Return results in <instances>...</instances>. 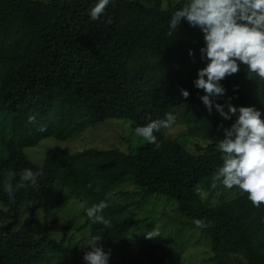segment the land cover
Masks as SVG:
<instances>
[{"label": "trees", "instance_id": "trees-1", "mask_svg": "<svg viewBox=\"0 0 264 264\" xmlns=\"http://www.w3.org/2000/svg\"><path fill=\"white\" fill-rule=\"evenodd\" d=\"M97 2L0 0V144L7 150L0 157V202L14 214L9 223L0 222V264H86L85 254L64 244L70 223L61 241L36 234L37 213L59 183L86 200L85 208L107 204L102 215L111 228L88 217L85 224L91 225V236L102 237L105 251L111 250L109 264H182V252L164 241L128 234L144 219L108 199L126 177H133L147 194L176 199L181 215L211 222L199 230L211 238L212 264H229L238 252L249 264H264V204L253 206L238 188L232 189L239 191L235 198L219 203L201 200L196 193L223 163L216 143L239 112L227 120L215 106L209 112L200 99L206 93L194 86L198 71L207 66L200 52L203 32L182 19L176 32L166 35L171 15L186 0L167 8L162 0L152 6L110 0L105 14L93 21L89 10ZM247 67L240 62L238 73L220 81L226 94L213 98L214 105L228 111L231 98L237 109L254 107L264 119V83L249 79ZM181 89L190 93L187 99ZM183 106L189 133L216 139L196 143L195 152L168 136V129L154 132L159 149L141 138L135 146V136L128 135L129 151L93 146L71 151L55 145L42 163L25 152L45 138L65 140L109 118L129 119L135 128ZM30 115L37 124H28ZM23 168L44 174L38 187L21 188L10 200L3 191L4 173ZM24 206L30 213L20 220ZM237 264L246 263L238 258Z\"/></svg>", "mask_w": 264, "mask_h": 264}, {"label": "clouds", "instance_id": "clouds-1", "mask_svg": "<svg viewBox=\"0 0 264 264\" xmlns=\"http://www.w3.org/2000/svg\"><path fill=\"white\" fill-rule=\"evenodd\" d=\"M110 0H98L89 10L90 19L100 20L106 12ZM182 19H186L190 26L198 27L204 34L205 46L200 49L201 59L207 66L198 71V78L194 80L197 89L204 90L201 96L203 104L211 112L213 106L224 119H231L239 112L238 118L230 128L223 129L224 138L218 139L216 149L221 154L222 164L213 173L212 189L223 186L228 190L238 188L248 194L253 206L264 204V119L262 113L254 107H240L237 109L229 102L228 111L225 105L215 103L213 98L226 94V89L220 81L239 71V63L247 65V76L255 82L264 83V0H186L181 8L176 10L169 19L171 36L178 29ZM111 25L112 20L107 21ZM189 55L194 53L190 50ZM182 96L187 99L190 93L181 89ZM144 126L132 129L136 137L151 143L155 149L161 147L155 133L162 129H169L175 121L172 112H166L164 118L152 120ZM28 124H37L35 115L28 117ZM223 128V125H221ZM39 131L46 129L40 127ZM43 170L33 171L23 168L17 173L8 169L4 173L3 191L10 200L15 199V193L21 188L38 187V178ZM18 177V180H17ZM197 195L201 200L207 198L208 193L197 188ZM82 207H84L82 205ZM107 207L105 202L85 208L86 215L92 223H101L105 228H111V222L102 215ZM198 229L211 226V222L194 219ZM158 227L146 232L147 239L159 237ZM102 237L92 236L87 241L91 250L83 257L86 264H109L111 250L105 251L100 241Z\"/></svg>", "mask_w": 264, "mask_h": 264}, {"label": "rangeland", "instance_id": "rangeland-1", "mask_svg": "<svg viewBox=\"0 0 264 264\" xmlns=\"http://www.w3.org/2000/svg\"><path fill=\"white\" fill-rule=\"evenodd\" d=\"M138 1L150 6L155 3V0ZM178 1L162 0V6L167 8L170 4H175ZM185 112V106L176 108L173 111L175 121L168 129L167 134L170 137L181 139L191 151L195 152L196 143L206 144V142L215 138L205 139L201 134L191 135ZM133 128L129 119L113 117L65 140L56 137L45 138L38 145L26 148L25 152L32 160L42 163L47 152L55 145H61L71 151H79L91 146L119 148L129 151L130 141L127 137H129L128 135H134ZM222 138H224V134ZM132 142L135 146L138 145L140 142L139 137L135 136ZM5 153H7V150L0 144V157ZM211 184L212 180L205 181L200 184L199 188L201 187L200 189L208 193L207 199L212 200L213 203L232 200L239 194L238 190H228L225 187L221 190L218 188L212 189ZM108 199L112 202L126 204L128 206L127 212L133 211L138 217L144 219L143 222L128 231L130 236L146 238L147 231L158 227L160 236L156 239L164 241L173 249L180 250L183 257L182 264L213 263L211 260V238L202 234L190 217L183 216L178 212L176 199L147 194L133 177H126L124 180L117 182L110 190ZM87 205V201L78 197L74 190L63 186L61 183L57 184L50 197L44 201L43 206L37 213V236L48 234L61 241L65 235V225L70 223L71 227L67 232L64 244L76 248L81 254H85L90 248L83 246H87V241L92 237L91 225L87 226L85 224L87 216L84 214V208ZM20 212V220H23L30 213L29 206H24ZM13 215L0 202V222L9 223ZM238 258L249 264L242 252L233 253L229 264H237Z\"/></svg>", "mask_w": 264, "mask_h": 264}]
</instances>
